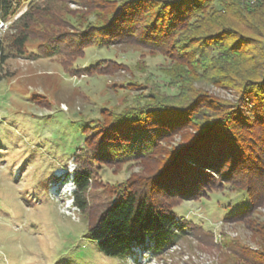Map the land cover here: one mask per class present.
Here are the masks:
<instances>
[{
	"label": "rangeland",
	"instance_id": "rangeland-1",
	"mask_svg": "<svg viewBox=\"0 0 264 264\" xmlns=\"http://www.w3.org/2000/svg\"><path fill=\"white\" fill-rule=\"evenodd\" d=\"M116 1L36 0L35 18L25 32L29 37L26 51L50 35L61 34L72 57H32L20 55L12 48L0 68V264H146L148 259L150 264H234L238 261L230 247L264 252L258 231L264 227V187L260 183V205L248 222L225 221V216L234 211V207H226L229 201H235L236 193L231 190L216 189L209 199L202 200L169 193L175 186H170V182L178 179L172 173H155L163 149L176 147L181 139L177 129H162L165 122H160L159 127L152 123L146 127V121L126 127L132 133L119 137L135 146L141 144V138L147 139L145 128L159 129L161 134L147 140L142 150L137 146L148 152L149 144L158 140L157 149L138 159L134 154L140 150H136L131 157L108 160L101 170L97 167L96 185L93 183L86 193L87 211L74 205L73 196L63 198L67 190H74V185L58 183L60 180L55 181L54 175L79 166L75 160L85 147L83 120L96 119L111 126L117 111L144 101L158 97L181 102L178 88L171 86L164 73L167 59L159 51L137 41L119 43L110 49L90 46L81 54L80 47L87 43L84 35L108 24ZM245 3L257 11L245 12V19L240 15L238 22L227 16L225 23H233L230 27L237 29L240 40L254 44L261 37L248 28L256 25L253 17H261L262 8L256 5L257 0ZM25 8L26 5L17 13ZM9 26L0 30V40L12 39L20 29ZM99 59H105V65L109 62L108 66L90 74L71 71L89 67ZM194 87L222 100L236 99L229 88L205 83H194ZM104 128H98L102 135ZM227 166L224 173L234 175ZM249 173L246 167L238 170L233 179L246 183ZM131 182L143 183L145 189L152 190L157 204L177 205L179 217L202 225L213 236L197 238L188 233L161 252L134 246L125 257L104 255L98 243L86 235L88 223L99 207L110 204L113 192L109 188ZM245 202L250 205L249 198Z\"/></svg>",
	"mask_w": 264,
	"mask_h": 264
},
{
	"label": "trees",
	"instance_id": "trees-1",
	"mask_svg": "<svg viewBox=\"0 0 264 264\" xmlns=\"http://www.w3.org/2000/svg\"><path fill=\"white\" fill-rule=\"evenodd\" d=\"M124 1L115 2L108 24L83 33L87 43L80 47L81 54L90 46L110 49L119 43L137 41L159 51L167 59L164 73L171 86L178 88L181 102L158 97L144 101L117 111L111 126L96 119L83 120L81 134L85 147L75 160L79 166L74 174V205L87 211L86 193L98 178L97 167L103 169L108 160L131 157V152L139 151L147 140L161 134L159 129L145 128L147 139H140L138 149L134 142L129 145L119 137L132 133L126 127L141 125L142 121H146V127L151 123L159 127L160 122H165L162 129L166 132L177 129L181 139L176 147L163 149L155 173L161 176L172 173L178 179L170 182V186H175L169 193L202 200L209 199L216 189L231 190L236 193L235 201H229L226 207H234V211L225 216V221H250L260 205L259 188L264 187V0H257L262 15L253 17L256 25L248 28L261 37L254 41L257 44L240 40L237 29L230 27L233 23H225L227 16L238 22L240 15L245 19V12L257 11L251 10L245 0H127L125 4ZM35 4L36 0H0L3 20H12L26 5L23 14L9 26H19L18 33L12 39L0 40V68L12 54V48L20 55L32 57L65 54L72 57L61 34L50 35L26 51L29 37L25 32L35 18ZM108 63L105 65V59H99L89 67L71 71L90 74ZM194 83L229 88L236 99L222 100L195 88ZM103 126L102 135L98 128ZM157 145L158 140L149 144L148 152L141 149L135 153V158L155 151ZM226 164L234 175L224 173ZM246 167L250 172L247 182L239 184L233 176ZM143 186L131 182L109 188L113 192L110 204L99 207L88 223L86 235L98 243L104 255L125 257L134 246L149 241L161 252L188 233L197 238L213 236L202 225L179 217L177 205L157 204L152 199V190ZM258 231L264 243V227ZM230 248L238 261L234 264H264V252Z\"/></svg>",
	"mask_w": 264,
	"mask_h": 264
},
{
	"label": "built area",
	"instance_id": "built-area-1",
	"mask_svg": "<svg viewBox=\"0 0 264 264\" xmlns=\"http://www.w3.org/2000/svg\"><path fill=\"white\" fill-rule=\"evenodd\" d=\"M7 28V24H5L3 21H0V30H4Z\"/></svg>",
	"mask_w": 264,
	"mask_h": 264
}]
</instances>
